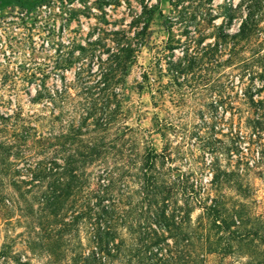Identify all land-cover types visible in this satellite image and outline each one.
Listing matches in <instances>:
<instances>
[{"label":"rangeland","instance_id":"obj_1","mask_svg":"<svg viewBox=\"0 0 264 264\" xmlns=\"http://www.w3.org/2000/svg\"><path fill=\"white\" fill-rule=\"evenodd\" d=\"M244 22L253 30L249 40L264 39V0H0V114L46 113L54 134L65 130L73 107L100 98L111 58L119 60L120 48L132 45L137 60L120 84L127 122L158 150L168 145L174 175L206 187L209 163L230 171L241 149L253 164L234 176L241 186L235 181L221 191L229 205L243 201L247 214L264 217V161L255 163L258 152H248L252 110L243 96L261 87L264 76L251 79L244 67L250 52L237 35ZM47 90L66 94L44 109L45 101L33 98ZM158 120L166 123L164 137L156 132ZM32 240L22 221L0 218V252L10 247L0 264H18L17 258L72 264L67 242L50 254L33 249Z\"/></svg>","mask_w":264,"mask_h":264},{"label":"trees","instance_id":"obj_2","mask_svg":"<svg viewBox=\"0 0 264 264\" xmlns=\"http://www.w3.org/2000/svg\"><path fill=\"white\" fill-rule=\"evenodd\" d=\"M252 32L244 22L237 34L247 41L244 67L251 79L264 76V39L252 42ZM120 49L125 53L111 58L99 81L100 98L73 107L65 130L54 134L46 113L0 114V218L22 221L35 235L33 249L52 254L67 242L72 264H264V217L247 214L243 201L229 205L221 191L235 181L241 186L233 178L250 168L251 159L237 149L230 171L211 161L210 187L174 175L168 145L158 150L127 122L120 84L137 60V47ZM64 94L38 91L33 100L45 101L46 109ZM243 94L252 110L248 152H258V163L264 161V83ZM165 127L158 120L161 137ZM9 248L4 245L0 255ZM238 254L247 259L240 262Z\"/></svg>","mask_w":264,"mask_h":264}]
</instances>
